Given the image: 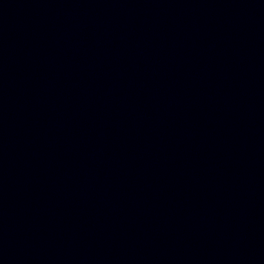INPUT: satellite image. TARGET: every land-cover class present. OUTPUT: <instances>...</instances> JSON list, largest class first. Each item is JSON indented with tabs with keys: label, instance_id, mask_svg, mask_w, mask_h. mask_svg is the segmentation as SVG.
Segmentation results:
<instances>
[{
	"label": "water",
	"instance_id": "water-1",
	"mask_svg": "<svg viewBox=\"0 0 264 264\" xmlns=\"http://www.w3.org/2000/svg\"><path fill=\"white\" fill-rule=\"evenodd\" d=\"M0 264H264V133L124 111L0 61Z\"/></svg>",
	"mask_w": 264,
	"mask_h": 264
}]
</instances>
